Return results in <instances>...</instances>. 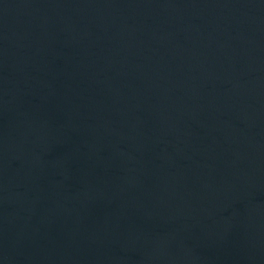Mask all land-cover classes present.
<instances>
[{
	"label": "water",
	"instance_id": "obj_1",
	"mask_svg": "<svg viewBox=\"0 0 264 264\" xmlns=\"http://www.w3.org/2000/svg\"><path fill=\"white\" fill-rule=\"evenodd\" d=\"M0 264H264V0H0Z\"/></svg>",
	"mask_w": 264,
	"mask_h": 264
}]
</instances>
